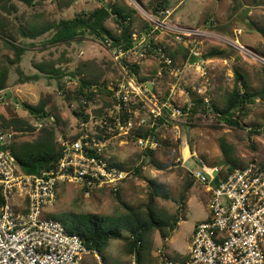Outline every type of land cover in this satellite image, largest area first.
Returning <instances> with one entry per match:
<instances>
[{
    "label": "rangeland",
    "instance_id": "rangeland-1",
    "mask_svg": "<svg viewBox=\"0 0 264 264\" xmlns=\"http://www.w3.org/2000/svg\"><path fill=\"white\" fill-rule=\"evenodd\" d=\"M123 1L135 8L137 13L133 23L135 46L128 56L122 58L136 63L139 74L129 72L122 65V58L115 60L107 44H101L90 37L67 45L50 43L48 38L51 30L31 38L16 32L14 28L15 42L24 46L25 50L19 64L11 65L8 58H13V51L0 39V65H8L6 89L20 104L22 101L32 104L41 99L47 101V109L51 114L43 123L53 122L57 116L60 144L62 141L91 136L92 141L88 144L92 149H99L100 156L109 163V160L122 162L128 171L127 177L116 189L120 200L115 196L113 188L93 187L86 195L84 189L73 183L63 184L57 189L54 201L47 206L46 214L63 221V213L66 211L93 212L105 216L109 222L117 215L144 212L149 192L154 188L156 194L152 206L157 217L165 221L168 231L167 224L172 223L170 217L177 210L180 196L186 193L187 201L179 213L175 228L168 231L170 233L166 239L155 230L150 238V252L143 255L151 264H165L168 259H184L195 223L208 215L209 193L205 185L191 177L189 171L203 164L212 166L223 162V166L224 150L241 164L253 159L264 161V100L256 98L247 105L239 126L228 125L213 113L197 112L190 120L188 114L181 110L189 107L192 98L198 95L205 97L206 104H209L210 98L221 103L223 94L234 85L235 70L245 75L252 88L261 86L264 37L254 26L264 28V0H169L166 8L172 9V12L166 19L181 27H194L200 32L192 36L182 35L181 39L175 38L171 32L154 28L145 17L144 12H153L152 7L159 0ZM10 4L15 7L9 14L6 9ZM100 4L99 0H74L64 8L57 5L55 0H40L31 6L18 0H0V17H8L16 27L26 28L29 22L38 26ZM146 21L152 26L147 34L141 27ZM106 23L116 28L112 18ZM150 39L165 48L169 56L174 53L170 56L171 64L162 65L156 52L152 48L146 49ZM212 46L227 48L228 54L226 57H202ZM192 51H197L199 55ZM87 60L95 62L94 73L102 70L101 79H105L108 89L113 93L99 94L96 90L93 99L83 106L89 120L82 121L73 113V110L81 106L80 102L74 97L66 99L64 96L66 92L75 90L78 78H71L68 74L62 77L45 74L39 72L34 64L50 61L67 73L78 63ZM17 65L21 73L16 71ZM31 75L37 77L24 79ZM129 75L148 83L154 95L153 101L161 106L160 115L165 120L159 123L150 107L131 95V100L121 108L129 112L131 125L128 128L121 127V119L120 125L114 121L113 124L104 122L107 115L115 118L121 111L115 106L117 101L114 90ZM96 109L102 112L98 114ZM0 115H15L33 121L23 106L22 109L0 106ZM153 125H156L157 133L153 137L155 147L139 145L138 138L130 134V130L136 127ZM103 129L109 135L105 139L101 131ZM33 133L24 131L21 138H30ZM147 148L154 150L152 156H145ZM158 164L163 167L158 168ZM136 167H139V172H135ZM124 245L123 240L114 239L111 250L102 249L106 264H118V261L130 264L135 260L134 254H126Z\"/></svg>",
    "mask_w": 264,
    "mask_h": 264
},
{
    "label": "built area",
    "instance_id": "built-area-1",
    "mask_svg": "<svg viewBox=\"0 0 264 264\" xmlns=\"http://www.w3.org/2000/svg\"><path fill=\"white\" fill-rule=\"evenodd\" d=\"M171 12L172 9L165 7L144 14L154 28L171 32L177 39L200 34L194 27H181L167 20ZM134 46L128 50L116 47L110 50L118 60L128 56ZM145 47L152 48L165 65L172 63L161 46L152 47L148 42ZM147 84L134 75L118 83L114 90L117 110L132 95L149 106L154 117L160 116L161 106L153 101L154 95ZM0 106L22 109L6 88L0 89ZM130 119L129 116L120 125L117 115L114 122L128 128ZM36 124L37 128L43 125ZM20 132L0 127V264H83L90 253L96 264H102L97 252H92L78 234L69 232L61 220L47 216L46 208L63 184L73 183L84 189L86 195L93 187L116 190L128 171L101 157L99 149L88 144L87 137H78L62 141V155L55 168L26 174L9 149L13 136ZM153 137H138L137 141L143 147H155ZM190 172L209 193L208 215L192 229L187 258L168 259L165 264H264V165L249 162L224 174L221 164H203ZM130 264H135V260Z\"/></svg>",
    "mask_w": 264,
    "mask_h": 264
},
{
    "label": "trees",
    "instance_id": "trees-1",
    "mask_svg": "<svg viewBox=\"0 0 264 264\" xmlns=\"http://www.w3.org/2000/svg\"><path fill=\"white\" fill-rule=\"evenodd\" d=\"M18 1L31 6L40 0ZM55 1H57V5L65 8L70 6L74 0ZM99 1L101 4L92 9L80 10L72 16L61 17L58 20L42 23L38 26L34 25L33 22H29L26 28H22L21 26L16 27L11 19H7L8 17H0V39L3 40L6 46L12 49L14 54L13 58H8L9 64H19L21 54L25 50L24 46L15 42V35H13L14 28H16V32L19 31L22 35L30 36L31 38H35L51 30V35L48 38V42L50 43H64L67 45L72 41L90 37L93 40L99 41L101 44H107L109 48L116 47L122 50L132 48L136 42V37L133 36V23L136 18V9L123 0ZM168 3L169 0H159L157 4L152 7V11L165 8ZM14 7V5L10 4L8 9H6L7 13L10 14ZM109 18L113 19L116 25L115 29L107 25L106 22ZM141 27L142 31L146 34L152 28L147 21L144 22ZM254 29L264 37V28L254 26ZM149 43L152 47L159 46L154 43L152 39L149 40ZM163 50L165 51L166 49L163 48ZM227 54V48L212 46L203 53L202 57H226ZM172 55H174L173 52L170 53V56ZM121 60L123 62L122 65L126 67L129 72L139 74V68L136 63L127 62L124 58ZM162 65H164V63H162ZM34 67L39 72L45 74L57 77L68 74L71 78H78L79 83L75 90L70 93L66 92L64 96L66 99L74 97L80 102L81 106L79 109L73 110V113L82 121L89 120V115H87L83 106L88 105L89 101L93 99L96 90L99 94L107 95L113 93L112 90L108 89L105 79H101L103 76L102 70L99 69L98 73H94L96 70L94 61H82L78 63L74 69H69L67 73L60 67H55L50 61L37 62L34 64ZM16 71L19 73L22 72L19 65L16 66ZM8 72V65H0V89L7 87ZM261 72L263 78L261 86L258 88H252L245 79V75L235 70L234 85L223 94L221 103L215 98H210L209 104H206L205 97L198 95L192 98V103H189V107H183L181 110L188 114L187 118L190 120L194 118L197 112H201L202 114L213 113L220 121L228 125L239 126L247 105L253 103L256 98L264 100V65L261 66ZM36 77L37 75H31L25 76L24 79H35ZM21 105L23 109L27 110L28 115L33 121L15 115L10 117L0 115V127H11L14 130L21 131L13 136V140L9 144V149L15 158L16 164L21 171L26 174H40L44 170L55 168L62 155V146L57 136V116L53 122L43 123L44 119L51 114L47 109V101L44 99H41L35 104L22 101ZM95 112L99 114L102 110L96 109ZM129 116V112L126 110H121L118 113V117L121 119L122 123L126 122ZM106 117L104 122L113 124L112 122L115 118L108 115ZM155 118L159 123L165 120L161 115ZM37 122H42L43 125L37 128ZM104 124L107 126L106 123ZM105 130L106 129L101 130L104 135L103 139L109 136ZM24 131L34 133L30 138L23 139L21 135ZM130 134L136 139L138 137L157 136L156 125L136 127L130 130ZM90 137L91 136H88L86 140L91 141ZM144 154L145 156H152L154 150L147 148ZM224 155L225 163L222 166V172L224 174L237 167L245 166L249 162L264 165V161H256L254 159L246 164H241L237 159L231 157L226 150H224ZM109 161L110 164L125 169L122 162ZM157 167L162 168L163 166L158 164ZM135 172H139V167L135 168ZM189 173L191 175L190 171ZM155 194L156 190L153 188L152 191L149 192V201L146 203V209L141 214L133 212L125 215H117L108 222L105 216L93 212L66 211L63 213L62 223L69 232L78 234L86 246L92 252L96 251L102 259H104V255L101 253L102 249L106 248L112 240L121 239L125 242V252L134 254L135 264H151L144 259L143 255L150 252V238L152 234L157 230L161 237L166 239L169 233L175 228L180 218L179 213L185 207L184 204L187 201V195L184 192L179 198L177 210L170 217L172 223L167 224L169 225L168 231H170L168 233L165 221L157 217V212L152 206ZM115 196L119 200L121 199L118 190H115ZM122 204L130 209L126 203L122 202ZM46 215L49 216L48 214ZM95 261L97 262V260Z\"/></svg>",
    "mask_w": 264,
    "mask_h": 264
},
{
    "label": "crops",
    "instance_id": "crops-1",
    "mask_svg": "<svg viewBox=\"0 0 264 264\" xmlns=\"http://www.w3.org/2000/svg\"><path fill=\"white\" fill-rule=\"evenodd\" d=\"M220 164V163H219ZM204 219V218H203ZM199 221V220H198ZM112 242V241H111ZM111 242H110V244L106 247V248H109L110 249V246H111ZM111 250V249H110ZM126 254H128V253H126ZM128 255H130V254H128ZM187 256H188V253L186 254V256L184 257V259H186L187 258ZM99 258H100V261H101V263L102 264H106V258H105V256H104V259H102L100 256H99ZM95 257H94V255H93V253H90V254H88V255H86L85 256V258H84V261H83V264H95L96 262H95ZM122 259H124V258H122ZM184 259H181V260H184ZM118 261V260H117ZM119 263L118 264H127V263H123V261L121 262V261H118Z\"/></svg>",
    "mask_w": 264,
    "mask_h": 264
},
{
    "label": "water",
    "instance_id": "water-1",
    "mask_svg": "<svg viewBox=\"0 0 264 264\" xmlns=\"http://www.w3.org/2000/svg\"><path fill=\"white\" fill-rule=\"evenodd\" d=\"M223 162H221V164H222Z\"/></svg>",
    "mask_w": 264,
    "mask_h": 264
},
{
    "label": "bare ground",
    "instance_id": "bare-ground-1",
    "mask_svg": "<svg viewBox=\"0 0 264 264\" xmlns=\"http://www.w3.org/2000/svg\"><path fill=\"white\" fill-rule=\"evenodd\" d=\"M186 156V155H185Z\"/></svg>",
    "mask_w": 264,
    "mask_h": 264
}]
</instances>
